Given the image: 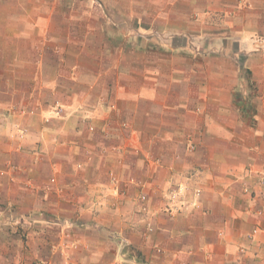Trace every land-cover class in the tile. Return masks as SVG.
I'll use <instances>...</instances> for the list:
<instances>
[{
  "label": "rangeland",
  "instance_id": "374dc122",
  "mask_svg": "<svg viewBox=\"0 0 264 264\" xmlns=\"http://www.w3.org/2000/svg\"><path fill=\"white\" fill-rule=\"evenodd\" d=\"M165 1L164 5L162 0H0V64L2 61L16 64L17 52L27 55L35 49L36 67L49 66L34 81L29 79L36 90L20 84L24 82L23 76L27 80L32 74L0 76V115H4L0 116V211L3 209L8 216L1 218V222L14 230L25 248H29L27 251L33 250V244L28 243L37 237H43L44 248L52 252L54 246L61 245L60 242L64 246L65 238H69L66 229L72 221L55 217L54 212L61 211L55 209L54 201L58 198L55 196L65 195L71 179L76 194L86 196L79 185L83 177L100 180L106 173L102 166L105 156L114 155V163L123 165L127 153L132 152L129 146L140 144L133 133L135 124L118 111L117 104L108 100V86L91 89L96 76L81 67L74 68L76 65L83 64L92 70L99 66L104 73L108 72L107 84L113 72L118 76L123 72L121 76L127 77L134 68L142 74L145 68L162 71L164 82V33L183 34L174 41L184 50L178 53V64L192 78L201 77L199 71L214 70L219 76L233 73L238 80L234 88L236 99L245 97L250 103L254 99L258 88L252 82L249 60L258 53L264 56V40L257 32H240L246 18L256 19L255 4L250 1L225 6L208 4L209 0ZM170 8L173 11L168 15ZM17 33L23 37L18 39ZM9 56L14 57L13 61ZM241 74L248 79V92L241 91ZM7 76L11 78L8 83ZM49 78L53 82L49 83ZM34 92H42V102L37 98L32 107L29 102L36 100L37 96H30ZM254 121L251 118L250 125ZM144 124L140 121L138 127L143 128ZM120 134L123 144L118 147L114 142ZM134 154L140 155L141 151L135 150ZM146 157L153 161V166H145V170L154 176L160 166H154L156 161L150 153ZM99 162L101 166L87 170L89 166L85 164ZM64 166H68L66 172ZM116 168L108 169L105 175L111 188L101 187V191L92 193L94 200L86 211L95 210L96 200L107 205V198H127L135 188L138 191L135 207L139 213L148 214L147 184L153 183L151 192L156 196L164 193V185L136 177L123 180ZM82 209L84 205L77 211ZM161 210L164 211V203L154 208L153 214ZM141 221L147 222L145 218ZM150 226L155 232L154 225ZM157 253L162 250L157 248ZM17 264L57 262L42 257L21 259Z\"/></svg>",
  "mask_w": 264,
  "mask_h": 264
},
{
  "label": "crops",
  "instance_id": "0c3cea01",
  "mask_svg": "<svg viewBox=\"0 0 264 264\" xmlns=\"http://www.w3.org/2000/svg\"><path fill=\"white\" fill-rule=\"evenodd\" d=\"M165 2L162 0L161 4ZM247 2L255 4L257 16L246 18L240 33L254 31L264 40V0H209L208 4L230 6ZM167 10L169 15L173 8ZM20 22L24 23L22 19ZM182 35L164 33V82L163 72L152 68H145L143 74L130 69L127 77L121 76L123 72L120 76L113 72L115 76L112 74L107 84L108 72L104 73L99 66L96 70L83 64L74 67L96 76L91 89L108 86V100L135 124L133 133L139 146L136 142L129 146L132 152L127 153L123 165L114 163V155H107L102 166L106 173L117 166L123 180L136 177L164 185V193L156 196L151 192L153 183L147 184L149 213L141 214L135 207V188L127 198H107V205L96 200V208L90 213L86 210L94 200L91 194L101 187L111 188L106 173L100 180L83 177L79 181L86 196L76 194L71 179L65 195L55 196L58 198L54 201L55 209L61 211H55V217L72 221L66 229L69 238H65L64 246L60 242L52 252L44 248L43 237H37L28 243L33 244V250L27 251L29 248H25L14 230L1 222V218L8 217L2 209L0 264L42 257H51L57 264H264V56L258 53L249 60L252 82L258 88L251 104L245 97L234 96L238 80L233 73L219 76L214 70L199 71L202 76L192 78L178 64V53L184 50L174 41ZM16 37L23 36L17 33ZM33 40H37L36 34ZM36 57L35 49L27 55L17 52L16 64L2 61L0 76L32 74L27 80L23 76L24 82L20 84L36 90L29 79L34 81L49 68L46 64H38L37 68ZM5 79L8 83L11 78ZM239 79L241 91L248 92V79L242 74ZM51 81L49 78L48 82ZM41 93H32L30 96L37 97L29 104L37 98L42 102ZM251 118L255 120L253 125ZM140 121L145 122L143 128L138 127ZM119 137L114 143L121 147V134ZM135 150L141 154H134ZM147 153L154 157V166H160L154 176L145 170V166H153ZM117 157L121 155L118 153ZM85 165L89 166L88 171L94 170L91 166H101L100 162ZM67 168L64 166L65 172ZM196 191H200L198 196ZM20 195L25 197L24 193ZM163 203L164 211L153 214V209ZM83 205L85 209L78 212ZM142 218L147 222L143 223ZM157 248L162 250L161 254Z\"/></svg>",
  "mask_w": 264,
  "mask_h": 264
},
{
  "label": "built area",
  "instance_id": "2783aa9c",
  "mask_svg": "<svg viewBox=\"0 0 264 264\" xmlns=\"http://www.w3.org/2000/svg\"><path fill=\"white\" fill-rule=\"evenodd\" d=\"M179 191H182V190L179 189ZM182 194H183V193H182ZM194 194H195L196 196H198V195L200 194V191H196Z\"/></svg>",
  "mask_w": 264,
  "mask_h": 264
}]
</instances>
